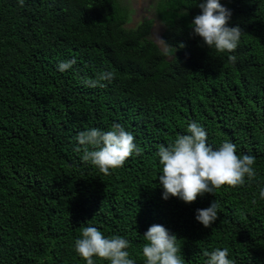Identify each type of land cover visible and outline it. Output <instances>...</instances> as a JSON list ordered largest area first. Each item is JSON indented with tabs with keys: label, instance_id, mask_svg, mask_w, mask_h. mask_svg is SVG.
Wrapping results in <instances>:
<instances>
[{
	"label": "trees",
	"instance_id": "16d2710c",
	"mask_svg": "<svg viewBox=\"0 0 264 264\" xmlns=\"http://www.w3.org/2000/svg\"><path fill=\"white\" fill-rule=\"evenodd\" d=\"M220 2L242 31L234 62L190 36L197 0H157L165 50L153 19L127 27L120 0H0V264H85L74 240L87 222L126 238L136 264L153 224L177 236L184 264H204L215 248L235 264H264V0ZM101 71L113 72L110 83L83 84ZM189 121L214 148L229 141L255 157L254 179L191 204L163 200L155 153ZM113 123L140 152L104 175L80 160L75 135ZM214 201L218 219L206 229L195 213Z\"/></svg>",
	"mask_w": 264,
	"mask_h": 264
},
{
	"label": "clouds",
	"instance_id": "9594fccd",
	"mask_svg": "<svg viewBox=\"0 0 264 264\" xmlns=\"http://www.w3.org/2000/svg\"><path fill=\"white\" fill-rule=\"evenodd\" d=\"M23 5L24 0H18ZM200 13L193 17L189 29L190 36L199 38L201 46L218 53H227V60L234 62L231 55L238 46L241 29L229 26L231 10L220 0H197ZM157 39L170 47L165 41ZM179 47H184L181 43ZM76 60L60 61L57 71L63 73L72 69ZM114 78L111 71H101L83 84L89 88H102L105 82ZM77 146L74 151L81 153L80 160L89 163L104 175L120 168L130 156L139 155V146L132 133L119 123H113L109 130L85 128L75 135ZM236 146L223 141L218 147L207 142L205 128L189 121L185 134L178 135L167 146L158 147L155 155L160 165L158 175L162 188V199L178 198L191 204L205 193L215 194L223 186L239 187L251 182L256 176L255 157L236 154ZM258 196L264 200V185H258ZM255 203V199L253 200ZM218 219L217 202L207 208L197 209L195 220L204 228H210ZM80 235L74 240V250L85 264H95L94 258L107 264H136L129 254V241L121 236H106L95 226L84 223ZM141 245L143 264H184L178 238L159 224H153L143 233ZM204 264H235L229 257L227 248H215L204 253Z\"/></svg>",
	"mask_w": 264,
	"mask_h": 264
},
{
	"label": "rangeland",
	"instance_id": "374dc122",
	"mask_svg": "<svg viewBox=\"0 0 264 264\" xmlns=\"http://www.w3.org/2000/svg\"><path fill=\"white\" fill-rule=\"evenodd\" d=\"M130 11V20L127 24L128 28H136L141 22L149 19L154 20L152 28V39L162 49L165 46L157 37L163 40L164 26L160 19L156 16L155 6L157 0H120Z\"/></svg>",
	"mask_w": 264,
	"mask_h": 264
}]
</instances>
